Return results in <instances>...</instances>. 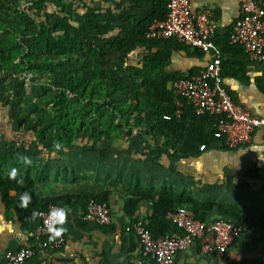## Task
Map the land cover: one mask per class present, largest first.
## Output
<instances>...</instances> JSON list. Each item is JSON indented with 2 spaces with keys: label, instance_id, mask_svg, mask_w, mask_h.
Returning a JSON list of instances; mask_svg holds the SVG:
<instances>
[{
  "label": "trees",
  "instance_id": "trees-1",
  "mask_svg": "<svg viewBox=\"0 0 264 264\" xmlns=\"http://www.w3.org/2000/svg\"><path fill=\"white\" fill-rule=\"evenodd\" d=\"M55 1L58 0H32L30 5L17 10L14 19L18 30L0 23V31L4 33L0 42L3 80L30 76L43 83L42 89L47 90L42 102L35 104L38 108H47L38 110L39 119L17 122L9 137L0 133L3 139L0 143V200L5 212L15 213L28 232H33L39 224L32 216L34 211L53 205L66 210L79 207L84 212L89 200L109 208L110 191L35 198L34 178L19 173L15 179L9 178V167L21 160L41 158L47 163H58L70 149H77L82 138L85 140L79 151L91 153L104 143H112L120 134L131 136L133 129H137L138 136L144 140L161 143L165 156L175 160L199 158L216 143L228 149L216 130L217 118L195 115L185 100L181 101L182 107H178L177 98L169 89L174 81L189 78L199 70L184 74L168 72L172 54L195 49L176 39L146 38L151 23L166 18L165 0H120L119 5L113 0H59L62 6L52 15L48 6ZM123 1L129 6L149 2L151 12L141 21L131 15L121 16ZM32 26L34 32L28 40L26 29ZM234 49L243 50L241 46L229 45L228 36L220 44L222 78L226 72L225 57ZM81 53L85 56L83 62L76 58ZM100 53L116 57V64L109 70L98 68L95 54ZM3 80L0 79V85ZM259 85L264 92L263 79L259 80ZM13 93L18 96L15 85ZM7 97L3 96L1 107L7 106ZM27 113L24 111L23 117ZM27 134H32L33 139L26 140ZM24 193L31 196L27 208L20 207ZM127 196L123 212L131 222L135 221L140 204H151L146 223L154 239L177 231L167 214L180 207L202 223L212 221L213 216L227 217L243 227L264 229V210L206 202L188 193L176 194L162 188L137 186ZM221 257L224 264H264V248L254 259L232 261L227 253Z\"/></svg>",
  "mask_w": 264,
  "mask_h": 264
},
{
  "label": "crops",
  "instance_id": "crops-1",
  "mask_svg": "<svg viewBox=\"0 0 264 264\" xmlns=\"http://www.w3.org/2000/svg\"><path fill=\"white\" fill-rule=\"evenodd\" d=\"M113 1L119 5L120 0ZM205 5L208 6L216 26L214 44L219 51L221 42L227 38L232 25L239 18L238 3L237 0H194L191 8L196 13ZM120 8L121 16L131 15L137 21H141L151 12L149 2L129 6L123 1ZM245 56L244 50L238 49L226 55L224 85L245 110L255 117H263L264 92L260 89L259 80H264V64L249 62ZM209 60V54L197 50L176 52L171 56L167 71L178 74L195 72L203 68ZM207 153L212 156L211 168L217 177L214 182L220 190L217 201L241 209L264 210V130H257L251 142L242 148L229 150L216 143L202 156ZM28 160L31 161L30 164L21 160L16 166L9 167V170L15 168L17 173L28 174L35 179V198L92 191L90 187H73L68 174H63L62 177L58 175V163H47L41 158ZM139 181L141 183L134 187L153 188L149 186L150 181L147 178L146 184L142 183L143 179L139 178ZM131 189L124 184L115 194L110 191L109 226L98 227L85 223L81 219V208L70 209L63 225L66 243L57 252L40 250L32 238V232L27 231L24 222L18 220L15 213H6L0 200V264H5L6 253L27 247L32 248L35 255L25 264H152L151 260L142 255L135 236L125 231L131 218L123 212V205ZM151 211L150 203H142L138 206L134 219L146 222ZM215 218L213 216L211 219ZM210 240L209 236L204 241ZM263 248V234H258L249 239L240 238L226 253L232 261L254 259ZM221 256L202 255L200 244L196 243L177 255L175 264H224Z\"/></svg>",
  "mask_w": 264,
  "mask_h": 264
},
{
  "label": "built area",
  "instance_id": "built-area-1",
  "mask_svg": "<svg viewBox=\"0 0 264 264\" xmlns=\"http://www.w3.org/2000/svg\"><path fill=\"white\" fill-rule=\"evenodd\" d=\"M167 15L163 21H153L148 27L146 38L149 40L176 39L185 46L209 54L210 60L205 66L189 78L174 81L169 89L177 98V106L187 101L195 115H209L217 118L216 130L224 139L229 150L248 145L253 134L264 130V116L255 117L241 105L233 102L221 76V58L214 44L216 26L211 19L208 6L193 12L194 0H165ZM239 18L228 33L229 45L241 46L252 63L264 64V1L237 0ZM201 146L200 150L203 151ZM53 207L38 210L32 216L39 221L32 232V238L40 250L57 252L66 243V235L53 238L48 229L49 213ZM63 208V207H62ZM83 222L94 226L111 224L110 209L105 204L89 200L81 216ZM167 219L177 231L154 239L147 223L136 219L127 224L125 231L138 240L141 253L154 264H175L176 256L196 243L200 244V253L204 256L223 255L240 238H252L264 234L258 226L243 227L231 218H216L208 223L194 219L184 207L167 214ZM210 241H204L206 237ZM35 255L32 248H22L5 254V264H25Z\"/></svg>",
  "mask_w": 264,
  "mask_h": 264
},
{
  "label": "rangeland",
  "instance_id": "rangeland-1",
  "mask_svg": "<svg viewBox=\"0 0 264 264\" xmlns=\"http://www.w3.org/2000/svg\"><path fill=\"white\" fill-rule=\"evenodd\" d=\"M31 2L32 0H0V23L8 29L18 30L14 19L15 12L24 9ZM61 6V1H55L54 5L48 6V12L53 15ZM26 31L29 40L34 32L33 26ZM3 38L4 33L0 31V42ZM95 57L97 67L100 69L109 70L117 62L116 57L102 53L95 54ZM76 58L83 62L84 53L76 55ZM0 79L3 80L1 74ZM14 85L18 96L13 93ZM42 87L43 83L30 76L23 75L17 80H3L0 85L1 134L9 137L17 122L21 123L23 119L36 121L41 117L38 110L45 111L47 108H38L35 104H38L37 101L42 102L44 92L47 91ZM53 89L54 87L51 91ZM4 95L8 96L5 102L7 106L1 107ZM9 108H12L13 112L9 113ZM26 110L28 113L23 117L22 113ZM25 139H33V135L27 134ZM1 140L3 139L0 137V143ZM84 140L82 138L76 145L77 149H70L58 162V175L62 177L63 174H68L70 183L74 184L73 187H90L92 191L108 190L115 194V191L121 190L122 185L134 188L141 183L139 178L144 180L143 184H146L147 178V181H150L149 186L153 188H162L176 194L188 193L206 202L220 201H217L220 190L214 182L217 177L212 172L210 153L188 161L167 158L161 149V143L155 144L144 140L138 136L137 129H133L131 136L120 134L112 143H104L91 153L79 151Z\"/></svg>",
  "mask_w": 264,
  "mask_h": 264
},
{
  "label": "clouds",
  "instance_id": "clouds-1",
  "mask_svg": "<svg viewBox=\"0 0 264 264\" xmlns=\"http://www.w3.org/2000/svg\"><path fill=\"white\" fill-rule=\"evenodd\" d=\"M24 163L30 164L31 161L25 159ZM16 176H17V169L13 168L9 172V178L15 179ZM30 201H31V196L28 193H24L21 196L20 207L27 208ZM68 214H69V210H66L65 208L62 207H53L52 210L50 211L47 226L53 238L60 236L65 231L63 225L67 220Z\"/></svg>",
  "mask_w": 264,
  "mask_h": 264
}]
</instances>
